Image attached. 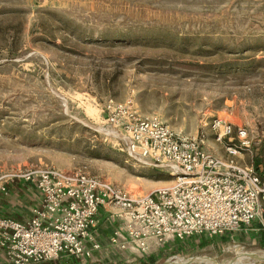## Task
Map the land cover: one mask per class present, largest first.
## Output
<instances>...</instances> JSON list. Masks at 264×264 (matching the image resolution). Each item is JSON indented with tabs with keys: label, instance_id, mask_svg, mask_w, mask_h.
<instances>
[{
	"label": "rangeland",
	"instance_id": "1",
	"mask_svg": "<svg viewBox=\"0 0 264 264\" xmlns=\"http://www.w3.org/2000/svg\"><path fill=\"white\" fill-rule=\"evenodd\" d=\"M129 100L219 156L212 123L244 129L251 147L236 160L264 179V0H0L3 214L25 220L38 206L33 190L5 183L32 166L83 171L136 196L173 185L104 123L109 101ZM262 234L194 237L132 264H230L264 254Z\"/></svg>",
	"mask_w": 264,
	"mask_h": 264
},
{
	"label": "built area",
	"instance_id": "2",
	"mask_svg": "<svg viewBox=\"0 0 264 264\" xmlns=\"http://www.w3.org/2000/svg\"><path fill=\"white\" fill-rule=\"evenodd\" d=\"M105 124L115 130L128 154L144 165L168 172L173 185L136 196L110 181L83 171L32 166L6 176L22 182L40 198L29 218L18 221L0 210V250L6 264H43L72 258L89 261L101 250L95 233L102 209L118 229L111 244L149 255L170 243L194 237L264 231V179L254 166L236 158L251 147L244 129L214 121L216 141L225 156L204 140L175 133L157 117H145L129 100L109 101ZM0 182V192L6 193ZM155 241V247L152 245Z\"/></svg>",
	"mask_w": 264,
	"mask_h": 264
},
{
	"label": "crops",
	"instance_id": "3",
	"mask_svg": "<svg viewBox=\"0 0 264 264\" xmlns=\"http://www.w3.org/2000/svg\"><path fill=\"white\" fill-rule=\"evenodd\" d=\"M14 183H22V182L17 181ZM23 187H25V186H23ZM29 193H31V191ZM31 194L33 195V198L35 200L38 199L36 201L38 202L37 205L39 206L40 201H41L39 198V195L35 191H34V194L33 193H31ZM0 210L3 212L2 204L0 205ZM113 212L114 211H112L110 209H102L101 210L100 218H99V224H98V227H97V230L95 233L96 240L101 245V250L95 253V260L97 262H100V263L119 261V262H125L127 264H132L133 262H141L142 260H144L142 258H144L148 255H143L139 251H137V252L127 251V250L123 251V250L119 249L118 247L113 246L111 244V238L113 237L114 233L117 231L118 226H119L118 223L116 221H114L111 217V214ZM7 217H9V216H7ZM10 218H12V217H10ZM15 220H17V219H15ZM20 221H24V220H20ZM252 226H255L249 230L252 233L253 232L259 233L262 231L260 229V226L258 223H254ZM152 245L155 247V241H152ZM3 261H4V257H3L1 250H0V263H3Z\"/></svg>",
	"mask_w": 264,
	"mask_h": 264
},
{
	"label": "bare ground",
	"instance_id": "4",
	"mask_svg": "<svg viewBox=\"0 0 264 264\" xmlns=\"http://www.w3.org/2000/svg\"><path fill=\"white\" fill-rule=\"evenodd\" d=\"M263 258H264V254L252 253V254H249L247 257H245L242 261H232L230 264L248 263L249 261L253 259H255L256 261H262ZM179 261L181 262L182 260H179ZM204 264H210V263H204Z\"/></svg>",
	"mask_w": 264,
	"mask_h": 264
},
{
	"label": "trees",
	"instance_id": "5",
	"mask_svg": "<svg viewBox=\"0 0 264 264\" xmlns=\"http://www.w3.org/2000/svg\"><path fill=\"white\" fill-rule=\"evenodd\" d=\"M18 220V219H17ZM20 221V220H19ZM259 240L261 243L264 242V234H262L260 237H259ZM62 260V259H61ZM74 260V259H73ZM43 264H60V260L58 261H51V262H46V263H43ZM63 264H67V262L63 263Z\"/></svg>",
	"mask_w": 264,
	"mask_h": 264
},
{
	"label": "water",
	"instance_id": "6",
	"mask_svg": "<svg viewBox=\"0 0 264 264\" xmlns=\"http://www.w3.org/2000/svg\"><path fill=\"white\" fill-rule=\"evenodd\" d=\"M262 261H264V258L262 259Z\"/></svg>",
	"mask_w": 264,
	"mask_h": 264
}]
</instances>
